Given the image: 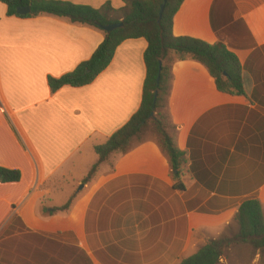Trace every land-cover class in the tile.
I'll list each match as a JSON object with an SVG mask.
<instances>
[{
    "label": "crops",
    "instance_id": "1",
    "mask_svg": "<svg viewBox=\"0 0 264 264\" xmlns=\"http://www.w3.org/2000/svg\"><path fill=\"white\" fill-rule=\"evenodd\" d=\"M172 35L223 44L240 63L244 96L219 93L196 62L174 63L165 112L184 155L183 189L155 139L112 154L83 183L94 148L140 107L146 42H123L90 85L51 93L48 78L88 61L104 33L49 16L7 18L0 3V168L21 174L0 184V264H179L235 235L246 200L264 206V0H184ZM261 261L234 245L219 264Z\"/></svg>",
    "mask_w": 264,
    "mask_h": 264
},
{
    "label": "trees",
    "instance_id": "2",
    "mask_svg": "<svg viewBox=\"0 0 264 264\" xmlns=\"http://www.w3.org/2000/svg\"><path fill=\"white\" fill-rule=\"evenodd\" d=\"M124 7L114 10L110 4L96 10L54 0H0L6 8L7 18L36 19L49 16L67 20L71 24L89 26L101 32L103 27L121 23L111 33H104L102 44L91 58L58 79L48 78V87L55 93L64 87L82 88L90 85L112 62L116 49L125 41L143 39L146 50L143 55L145 79L138 111L109 140L94 148L98 162L92 167L83 183L91 180L99 164L106 162L114 153L127 152L137 140L150 114L165 109L169 93L171 67L176 62L192 61L203 66L214 80L216 90L230 96H244L242 69L236 56L223 44L209 45L192 38H175L172 21L184 0H167L159 19L163 0H121ZM19 8H29L27 15L17 14ZM161 68L159 70V63ZM159 77V81L157 79ZM157 93L155 104L154 93ZM168 119V118H167ZM166 117L155 119V131L162 153L168 159L173 173L174 188L183 189L181 183L184 155L175 145L169 133ZM169 123V122H168ZM21 174L16 170L0 168V184L20 182ZM71 200L62 208H69ZM235 221L237 233L231 237L210 241L196 254L179 264H219L226 251L234 245H247L264 258V206L257 199L246 200L239 207Z\"/></svg>",
    "mask_w": 264,
    "mask_h": 264
},
{
    "label": "rangeland",
    "instance_id": "3",
    "mask_svg": "<svg viewBox=\"0 0 264 264\" xmlns=\"http://www.w3.org/2000/svg\"><path fill=\"white\" fill-rule=\"evenodd\" d=\"M166 117V112H165V109L164 108H160L157 113H153V116L148 120L141 136L137 139V140H134L131 144V146L135 143H138V142H141V141H145V140H153V139H157V134H156V131H155V125H154V122H155V119L158 117ZM167 119V117H166ZM168 119H167V125H169L168 123ZM75 177H80L78 175L75 174ZM75 185H73V190H78L80 188V186L78 187H74ZM262 263H264V258H262ZM238 264H242L241 263H238Z\"/></svg>",
    "mask_w": 264,
    "mask_h": 264
},
{
    "label": "water",
    "instance_id": "4",
    "mask_svg": "<svg viewBox=\"0 0 264 264\" xmlns=\"http://www.w3.org/2000/svg\"><path fill=\"white\" fill-rule=\"evenodd\" d=\"M167 0H163V3L162 5L160 6V11H159V19L161 18L162 16V13L164 11V7H165V4H166ZM29 13V8H19L17 10V14L18 15H21V16H24V15H27ZM122 24L119 23V24H112V25H109V26H106V27H103L102 28V31L105 32V33H111L112 31L118 29V28H121ZM161 68V62L159 63V70ZM159 81V77L157 79V82ZM156 98H157V93L155 92L154 93V100H153V103L155 104L156 102ZM153 116V114H150V118Z\"/></svg>",
    "mask_w": 264,
    "mask_h": 264
}]
</instances>
